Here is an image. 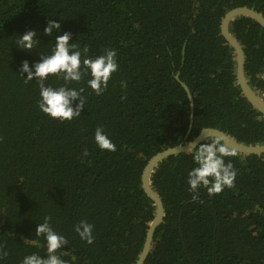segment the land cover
Segmentation results:
<instances>
[{
	"label": "trees",
	"instance_id": "obj_1",
	"mask_svg": "<svg viewBox=\"0 0 264 264\" xmlns=\"http://www.w3.org/2000/svg\"><path fill=\"white\" fill-rule=\"evenodd\" d=\"M237 6L264 15V0H0V246L8 253L0 264L42 253L31 241L46 213L70 237L64 258L74 256L73 264H135L157 209L142 187L153 155L206 127L264 143V114L243 94L235 50L221 30ZM49 18L73 42L87 44L90 55L117 50L120 67L107 91L89 95L72 122L37 109L35 81L18 74L21 60L37 57L11 46L14 34L42 32ZM230 30L245 50L248 82L260 93L264 27L241 16ZM40 39L47 50L50 38ZM177 72L194 97L191 128L190 99ZM97 125L110 133L115 152L96 148ZM235 153L225 157L237 170L234 187L212 196L200 189L197 201L185 182L190 151L159 162L151 180L165 215L144 264H264V153ZM81 219L94 225L91 245L72 230Z\"/></svg>",
	"mask_w": 264,
	"mask_h": 264
},
{
	"label": "clouds",
	"instance_id": "obj_2",
	"mask_svg": "<svg viewBox=\"0 0 264 264\" xmlns=\"http://www.w3.org/2000/svg\"><path fill=\"white\" fill-rule=\"evenodd\" d=\"M41 36L50 38L47 50L40 49ZM11 38V46L14 45L27 54L35 53L37 59L31 62L28 59L21 60L18 74L24 78L25 83L35 81L38 88L37 109L60 123L72 122L81 117L88 96L103 95L113 74L120 67L115 48L105 47L99 53L90 55L87 44L81 45L77 39L73 42L72 33L63 31L60 23L52 18L47 20L42 32L30 28ZM120 87L126 90L127 81L121 80ZM124 99L126 95H121V100ZM92 140L101 152L117 150L110 133L103 125L94 128ZM189 151L193 167L187 170L185 182L193 201L199 199L200 189L212 196L220 194L225 188L234 187L237 170L233 162L226 161L225 157L235 156V151L226 147L218 138L200 142ZM81 155H89L87 148ZM35 224L34 232L38 239L31 243L38 248L42 246L43 255L41 252H31L19 264H73L74 256L71 259L64 258V253L67 252L64 246L68 244L70 237L53 227V216L46 213ZM72 230L85 244L91 245L94 242V225L87 219L76 222ZM7 255V250L0 246V258Z\"/></svg>",
	"mask_w": 264,
	"mask_h": 264
},
{
	"label": "water",
	"instance_id": "obj_3",
	"mask_svg": "<svg viewBox=\"0 0 264 264\" xmlns=\"http://www.w3.org/2000/svg\"><path fill=\"white\" fill-rule=\"evenodd\" d=\"M241 16H246L253 18L256 22L264 27V15L258 10L248 7V6H237L227 11L224 15L221 23L222 34L229 42L230 45L235 50L236 53V70H237V80L246 98L254 105L260 112L264 114V100L260 96V93L255 91L249 84L248 79L245 74V50L232 34L230 30L231 22ZM176 79L181 83V85L188 91V97L190 99L191 105V120L190 128L193 125L194 118V97L192 91H190L189 86L181 79L180 72L175 75ZM208 137H214L220 139L229 149L238 151L240 153L246 154H258L264 153V143L260 144H246L244 142L238 141L235 137L231 136L227 132L216 128V127H206L203 128L200 133L194 137L191 141L186 143H181L172 147H168L155 155H153L145 165L142 172V187L146 194L154 201L157 209L153 221L150 223L148 231L146 233V238L144 241V246L141 254L135 264H144L152 247L153 238L157 227L162 223L165 215V208L163 200L158 192L152 186L151 175L155 167L166 157L178 154L181 152H187L191 148L197 146L200 142Z\"/></svg>",
	"mask_w": 264,
	"mask_h": 264
},
{
	"label": "built area",
	"instance_id": "obj_4",
	"mask_svg": "<svg viewBox=\"0 0 264 264\" xmlns=\"http://www.w3.org/2000/svg\"><path fill=\"white\" fill-rule=\"evenodd\" d=\"M260 96L263 98L264 100V89L262 91H260Z\"/></svg>",
	"mask_w": 264,
	"mask_h": 264
},
{
	"label": "flooded vegetation",
	"instance_id": "obj_5",
	"mask_svg": "<svg viewBox=\"0 0 264 264\" xmlns=\"http://www.w3.org/2000/svg\"><path fill=\"white\" fill-rule=\"evenodd\" d=\"M262 78H264V73L262 74Z\"/></svg>",
	"mask_w": 264,
	"mask_h": 264
}]
</instances>
